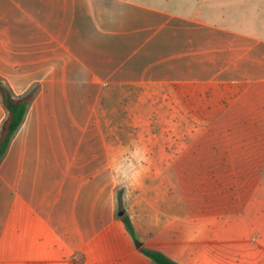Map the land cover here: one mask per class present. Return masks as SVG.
<instances>
[{"label":"crops","instance_id":"1","mask_svg":"<svg viewBox=\"0 0 264 264\" xmlns=\"http://www.w3.org/2000/svg\"><path fill=\"white\" fill-rule=\"evenodd\" d=\"M0 78L31 97L0 160V264H117L139 254L117 214L119 103L264 95V0H0Z\"/></svg>","mask_w":264,"mask_h":264},{"label":"rangeland","instance_id":"2","mask_svg":"<svg viewBox=\"0 0 264 264\" xmlns=\"http://www.w3.org/2000/svg\"><path fill=\"white\" fill-rule=\"evenodd\" d=\"M221 87L174 84L119 103L135 126L114 150L133 248L176 264H264V95L236 101L242 87ZM130 263L156 264L140 251L117 264Z\"/></svg>","mask_w":264,"mask_h":264},{"label":"trees","instance_id":"3","mask_svg":"<svg viewBox=\"0 0 264 264\" xmlns=\"http://www.w3.org/2000/svg\"><path fill=\"white\" fill-rule=\"evenodd\" d=\"M0 98L3 107L7 111V117L4 120L1 132H0V160L7 153L13 136L22 125L27 109L31 103L30 95L23 98H16L12 95L9 86L0 78ZM118 209L120 212H124L119 220L123 222L129 234L134 236V227L131 218L124 210L122 197L118 199ZM148 258L152 259L156 264H176L169 257L159 251L145 249L141 247L139 249Z\"/></svg>","mask_w":264,"mask_h":264},{"label":"water","instance_id":"4","mask_svg":"<svg viewBox=\"0 0 264 264\" xmlns=\"http://www.w3.org/2000/svg\"><path fill=\"white\" fill-rule=\"evenodd\" d=\"M123 213H124V212H120V216H122V215H123ZM141 247H142V245H141V244H138V245H137V248H138V249H140Z\"/></svg>","mask_w":264,"mask_h":264}]
</instances>
